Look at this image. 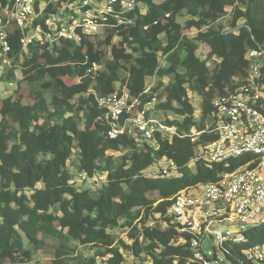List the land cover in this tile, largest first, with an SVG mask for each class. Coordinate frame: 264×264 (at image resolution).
Here are the masks:
<instances>
[{
    "label": "trees",
    "instance_id": "1",
    "mask_svg": "<svg viewBox=\"0 0 264 264\" xmlns=\"http://www.w3.org/2000/svg\"><path fill=\"white\" fill-rule=\"evenodd\" d=\"M136 1L139 5L125 14L131 22L106 26L79 44L60 41L49 47L32 44L21 49L18 33L10 36V54L23 58L24 79L48 76L53 110L49 111L44 99L32 105L18 98L0 100V264L24 262L25 245H40L46 237L58 240L51 264H64L69 239L96 248L97 254H108L109 264H121L122 251L135 257L143 254L135 264H186L191 255L188 243H176L180 235L166 215L174 195L216 182L221 173L252 158L244 154L211 163L196 157L195 147L216 138L212 101L242 83L247 69L245 51L256 43L264 48V0H248L245 9L236 0ZM80 2L36 0L35 10L42 15L32 24L45 28L44 20L62 3L68 7ZM227 6H232L233 14L230 28L224 29L215 21ZM182 11L192 16L184 26L177 21ZM193 27L197 34L188 37ZM199 45L204 46L201 55ZM210 58H216L212 67L207 64ZM93 66L95 71L89 72ZM65 77L78 80L61 82ZM155 77L156 84L148 87L146 78ZM2 80L14 81L13 67L0 74ZM116 83L138 97L141 105L156 96L164 98L158 107L172 108L181 116L167 122L176 126L180 136L170 142L159 138L156 149L138 146L126 135L108 138L95 95L117 90ZM191 94L201 98L198 121ZM42 112L60 120L37 125ZM80 113L81 128L77 123ZM206 117L211 122L207 128ZM197 131L198 138L192 140ZM121 147L128 152L119 160L108 154ZM73 148L79 155L77 170L88 176L105 173L100 187L74 184L67 167ZM162 157L173 162L177 175H146L144 171ZM149 192H156L157 197H149ZM151 215H158L156 219L166 223L165 227L146 225ZM117 226L129 228L130 243L110 232ZM258 242H264V225L246 242L229 246L232 263L252 264L242 250Z\"/></svg>",
    "mask_w": 264,
    "mask_h": 264
},
{
    "label": "built area",
    "instance_id": "2",
    "mask_svg": "<svg viewBox=\"0 0 264 264\" xmlns=\"http://www.w3.org/2000/svg\"><path fill=\"white\" fill-rule=\"evenodd\" d=\"M35 2L0 3V74L12 68L17 58V54H10L9 38L14 33H18L21 49L32 44L49 47L60 41L79 44L84 38L102 32L103 27L131 22L125 14L139 5L136 0H81L79 6L68 5L66 13L63 10L51 14L54 25L51 26L48 17L44 28L32 24L41 14L35 10ZM244 57L247 69L242 83L212 101L216 138L199 145L196 157L211 163L244 154L252 158L232 171L221 173L216 182L201 184L195 190L183 189L174 195L166 215L180 235L176 243H188L191 255L186 264H233L228 256L229 246L246 242V233L251 228L264 225L263 46L256 43L245 51ZM95 69L93 66L88 71L93 73ZM95 103L103 111L106 136L110 139L126 135L138 146L147 144L156 149L159 138L170 142L174 136H180L175 125L150 117L146 109L149 102L141 105L138 97L125 87L95 95ZM199 134L194 132L192 140ZM79 176L105 182L103 171L91 176L79 172ZM242 253L252 264H264V242L253 244Z\"/></svg>",
    "mask_w": 264,
    "mask_h": 264
},
{
    "label": "rangeland",
    "instance_id": "3",
    "mask_svg": "<svg viewBox=\"0 0 264 264\" xmlns=\"http://www.w3.org/2000/svg\"><path fill=\"white\" fill-rule=\"evenodd\" d=\"M248 0H236L237 6L240 9L246 8V2ZM65 3H62L61 6L58 8L57 12L60 13L61 11L68 10L67 7H65ZM56 12V13H57ZM233 14L232 6H227L225 8L224 13L215 21L216 25H222L225 29H229V23L231 20ZM42 14H40L41 16ZM39 17V16H38ZM49 18H51L50 24L51 26L54 25V19L50 15ZM192 16L188 15L185 11H182L177 16V21H179L183 26L185 25V21L187 19H191ZM243 21V20H242ZM56 26V24H55ZM54 26V28H55ZM104 30V27L102 28ZM196 28H191L189 32H187L188 37H193L197 34ZM113 40H117V37H114ZM96 41V39H95ZM204 48L203 45L198 46L197 52L201 55L202 49ZM216 58H210L208 59L207 64L212 67L214 65V61ZM22 62L23 58L21 56H18V58L15 59V62L13 64V73H14V81H0V100L6 97H11L13 99L18 98L22 103L24 104H35L39 99H44L48 105L49 111H52L51 107V95L52 91L48 89V76L44 78H38L33 81H26L24 79V76L22 74ZM122 76L125 74L122 73ZM158 77L155 78H146V85L148 87H151L156 84ZM165 81L167 80L166 77L163 78ZM78 78L71 79L72 82L77 81ZM68 78H64V80L61 79V82L70 83L71 82ZM116 89L119 87V83H116ZM190 101L194 107V119L196 121L200 118L201 113V98L198 95H189ZM76 100V97L73 98V101ZM164 98H160L159 96H156L151 99V101L146 105L147 114L152 117L155 120L158 121H164L168 122L170 120H180L181 116L177 115L172 108H166L162 109L158 107V104L162 102ZM173 107H175V103L172 104ZM79 118L77 119L78 126L81 128L83 127V120L81 119V113L78 114ZM59 118H48L46 112H42L40 114V118L37 122V125L40 124H48L52 123L54 121H59ZM210 117H206L204 120L205 128H207L210 125ZM128 152V148L121 147L118 151H108V154H112L116 160H119V158L126 154ZM200 152L199 145L195 147V155L197 156ZM79 159L78 151L76 148L72 149L70 159L67 162V167L69 169L70 175L72 177V180L74 181V184L79 188H89V189H95L101 186V183H97L96 181L92 179H82L79 176V170L76 169L77 161ZM144 173L148 176H156L161 175L162 173H166V176H176L177 170L174 166L173 162L169 161L166 157H162L160 159H157L151 166H149ZM200 185L187 188L185 190H195L199 189ZM149 197H157L156 192H149ZM158 218V215H151L146 221V225H154L159 227H165V223L161 219ZM260 228V227H259ZM259 228H255L253 230H250L246 233V239L249 238L250 235H255ZM128 227H121L117 226L114 227L112 230H110L111 233L116 235L118 238L123 239L127 243H130V240L128 238ZM58 244V240L52 237H46L44 242L40 245L33 246L30 244H26V248L28 249V255L24 257V262H17V263H11V264H51L53 259L55 258L56 253V246ZM68 249L65 251V255L63 256V263L64 264H88L91 259H93L92 264H109L108 257L109 255H100L96 253V248H93L89 245H82L78 244L77 241L73 239H69L67 242ZM100 251H103V249H100ZM123 252V262L121 264H135L140 260V257H143V254L140 257H135L128 251H122Z\"/></svg>",
    "mask_w": 264,
    "mask_h": 264
}]
</instances>
